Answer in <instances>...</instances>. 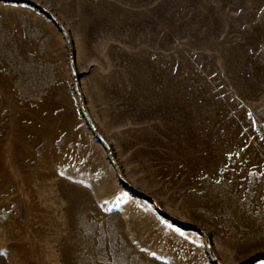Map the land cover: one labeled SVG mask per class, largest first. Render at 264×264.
<instances>
[{
  "label": "rangeland",
  "instance_id": "1",
  "mask_svg": "<svg viewBox=\"0 0 264 264\" xmlns=\"http://www.w3.org/2000/svg\"><path fill=\"white\" fill-rule=\"evenodd\" d=\"M0 252L264 264V0H0Z\"/></svg>",
  "mask_w": 264,
  "mask_h": 264
},
{
  "label": "snow or ice",
  "instance_id": "2",
  "mask_svg": "<svg viewBox=\"0 0 264 264\" xmlns=\"http://www.w3.org/2000/svg\"><path fill=\"white\" fill-rule=\"evenodd\" d=\"M117 200L120 201V200H122V198L121 197H118ZM4 254H6V253L0 252V255H4Z\"/></svg>",
  "mask_w": 264,
  "mask_h": 264
}]
</instances>
